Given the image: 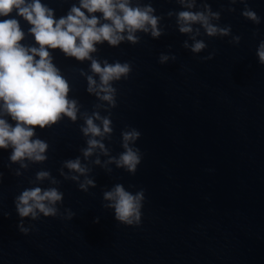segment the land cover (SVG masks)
Segmentation results:
<instances>
[{
  "label": "water",
  "instance_id": "obj_1",
  "mask_svg": "<svg viewBox=\"0 0 264 264\" xmlns=\"http://www.w3.org/2000/svg\"><path fill=\"white\" fill-rule=\"evenodd\" d=\"M141 2H151L164 17L165 34L152 38L137 33L141 39L135 45L104 42L91 54L101 63L132 65L126 79L113 81L116 107L87 92L86 76H95L90 60L77 61L49 49L81 113L111 115L114 132L111 142L105 140L111 155L123 151L120 133L126 127L141 133L135 145L142 153L137 172L132 175L111 164L109 173L93 163L96 155L85 160L81 149L87 147V138L80 131V113L75 121L63 117L51 127L36 129L49 144L48 160L42 164L19 169L9 161L11 149H0V264H264V65L256 54L264 41V0H246L261 18L259 25L241 15L244 4L239 0L235 5L206 0L221 12L213 23L230 25L232 32L207 37L201 29L197 39L207 48L200 53L183 47L185 40L192 41L178 32L175 17H167L168 11L181 10L176 0ZM202 2L197 0L198 8ZM41 3L57 19L73 4L79 6V0ZM17 19L25 32L21 43L38 47L28 33L30 25ZM234 36L241 37L239 44L231 42ZM161 54L169 56L164 63ZM97 104L102 107L97 109ZM77 157L96 183L87 192L60 174L62 162ZM100 159L103 164L108 157ZM41 168L51 172L64 193L63 204L57 205L60 216L23 218L29 229L24 233L14 199L33 186L30 181ZM116 183L132 192L145 191L139 225L121 224L103 207V191ZM39 186L52 185L44 180ZM68 209L75 215L62 219ZM97 218L99 223H94Z\"/></svg>",
  "mask_w": 264,
  "mask_h": 264
},
{
  "label": "clouds",
  "instance_id": "obj_2",
  "mask_svg": "<svg viewBox=\"0 0 264 264\" xmlns=\"http://www.w3.org/2000/svg\"><path fill=\"white\" fill-rule=\"evenodd\" d=\"M239 2L244 4L241 15L259 25L261 18L246 0ZM176 3L181 10L168 11L167 17H175L178 32L188 35L192 41L189 44L185 40L184 48H190L193 53L207 48L203 39H197L201 29L207 37L231 35L230 25L213 23L221 19V12L213 11L206 0L199 8L197 0H176ZM229 3L235 5L237 0H229ZM228 11L234 12L235 8L229 7ZM0 17L4 18L0 19V149H11V164H18L19 169L26 170L30 164L46 162L49 144L39 138L36 129L51 127L63 117L75 121L80 113L84 121L80 131L87 138V147L81 149L85 160L96 155L93 163L101 165L107 172L111 173L112 169L108 166L115 164L117 169L135 175L142 161V153L135 146L141 133L136 128L126 127L120 133L123 151L111 155V149L105 144V140L111 142L114 132L111 115L102 116L96 110L91 114L81 113L82 106L78 100L69 98V83L53 63L49 49H58L77 61L90 60V69L95 76H86V90L114 108L117 89L113 81H120L122 77L126 79L132 65L119 61L109 63L107 60L101 63L91 54L97 51V44L104 42L113 47L125 40L135 45L141 39L137 33L150 34L152 38L161 37L165 34L161 26L164 17L156 14L151 2L142 3L141 0H79V6L73 4L68 14L59 19L54 17V10L41 0H0ZM17 17L30 25L28 33L34 37L38 47H26L21 43L25 32ZM240 40V36H234L231 42L239 44ZM256 54L264 65V41L259 43ZM214 55L212 53L205 59ZM168 59L169 56L164 54L159 58L160 63ZM171 59L174 60L175 56ZM81 75L85 73L81 72ZM95 77H99V81ZM95 107L98 109L102 105ZM5 117H9L14 124ZM101 155L108 157L103 164ZM19 169L15 172L17 176L22 174ZM64 169L72 174H66ZM90 172L91 169L79 157L63 161L60 170L65 179L79 182L78 187L84 192L89 187H96ZM81 177H84L83 181ZM44 180H49L52 186H39ZM30 183L33 186L24 188L14 199L16 211L22 218L19 227L24 233L29 229L23 226V218L31 217L35 221L41 214L56 218L60 216L57 205H62L64 200V193L55 186L59 181L52 177L50 171L41 168ZM103 201V207L112 210L121 224H140L145 201L143 189L132 192L123 184L116 183L110 190L103 191ZM66 211L67 216L61 218L72 219L75 213L70 209ZM94 223H99V218Z\"/></svg>",
  "mask_w": 264,
  "mask_h": 264
}]
</instances>
